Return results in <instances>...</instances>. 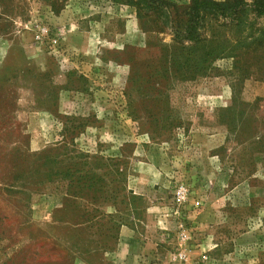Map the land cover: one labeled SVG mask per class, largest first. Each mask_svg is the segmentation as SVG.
Segmentation results:
<instances>
[{"label": "rangeland", "instance_id": "374dc122", "mask_svg": "<svg viewBox=\"0 0 264 264\" xmlns=\"http://www.w3.org/2000/svg\"><path fill=\"white\" fill-rule=\"evenodd\" d=\"M161 1L0 0V264H264V18Z\"/></svg>", "mask_w": 264, "mask_h": 264}, {"label": "trees", "instance_id": "16d2710c", "mask_svg": "<svg viewBox=\"0 0 264 264\" xmlns=\"http://www.w3.org/2000/svg\"><path fill=\"white\" fill-rule=\"evenodd\" d=\"M139 5L143 6L145 9L149 11H162L164 14L168 13L169 18L171 17L170 12H168L167 7L164 5L165 3L161 0H138ZM248 13H252L255 15L256 19H262L264 18V0H254L251 2L245 1V0H228L226 3H219L214 0H192V4L188 13V22L187 25L183 30H175L173 28V33L176 37V39L180 41H198L199 36L198 32L204 25V20L208 14L213 15L216 18L229 20V22L233 25H240L243 23V19L241 18V15ZM171 24V20H170ZM173 26V25H172ZM87 157V155L85 156ZM101 164V162L97 161L94 163H86L80 165V166H71L67 168V172L65 173L66 179H69L71 183L74 184V182H77L78 191L76 193H73V196H77L78 199H86L90 200V203L97 202L98 199L102 198L105 194L104 192H100L98 194V190L94 188L95 186V177H96V171L98 169V165ZM47 165L51 168L52 163L49 162ZM91 166V167H90ZM104 166V165H103ZM108 166H110L108 164ZM81 168V169H80ZM51 170V169H50ZM110 174L109 170L107 171V175ZM113 175V172H111ZM59 175L57 172L53 173H46V176L48 178V181H50L53 177H56ZM77 178L78 180L75 181L74 179ZM101 183H104V177H102ZM114 182V179H113ZM72 188V187H71ZM119 194V193H118ZM119 196V195H118ZM115 194L113 196V200L116 201L117 197ZM123 198L126 200H134L139 199L141 200V197H136L133 192H129L127 194H122ZM105 200H107V197H104ZM89 202V201H88ZM127 207H131V212L133 213L132 209H134V206H132L131 203H127ZM99 212V211H96ZM102 212H100L101 214ZM104 216H107V214H103ZM118 227H121V225Z\"/></svg>", "mask_w": 264, "mask_h": 264}]
</instances>
